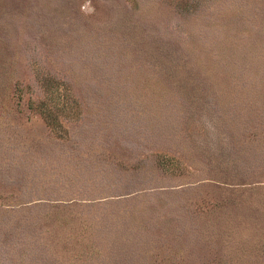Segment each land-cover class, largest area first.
Returning <instances> with one entry per match:
<instances>
[{
    "label": "rangeland",
    "instance_id": "obj_1",
    "mask_svg": "<svg viewBox=\"0 0 264 264\" xmlns=\"http://www.w3.org/2000/svg\"><path fill=\"white\" fill-rule=\"evenodd\" d=\"M0 264H264V0H0Z\"/></svg>",
    "mask_w": 264,
    "mask_h": 264
}]
</instances>
